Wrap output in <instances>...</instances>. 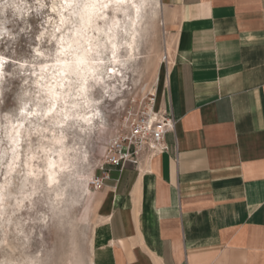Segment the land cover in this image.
I'll list each match as a JSON object with an SVG mask.
<instances>
[{
    "label": "crops",
    "instance_id": "1",
    "mask_svg": "<svg viewBox=\"0 0 264 264\" xmlns=\"http://www.w3.org/2000/svg\"><path fill=\"white\" fill-rule=\"evenodd\" d=\"M161 1L170 149L90 192L89 264H264V0Z\"/></svg>",
    "mask_w": 264,
    "mask_h": 264
},
{
    "label": "bare ground",
    "instance_id": "2",
    "mask_svg": "<svg viewBox=\"0 0 264 264\" xmlns=\"http://www.w3.org/2000/svg\"><path fill=\"white\" fill-rule=\"evenodd\" d=\"M151 2L155 4L156 16L162 19L161 0H123L120 3L118 0H88L90 6L87 12L75 6L76 3H84V0H54L53 9L59 13L61 22L51 32L59 44L57 57L55 62L39 65V72L36 71L34 78L37 91L29 98L25 92L19 99L15 114H7L3 130L9 143L7 148L3 147L0 138V169L4 166L5 177L0 181V218L5 215L6 204L15 206V210L19 211L23 209L25 201L32 200L42 183V175L46 188L54 190V198L62 199L66 193L65 185L61 184L63 174L77 178L83 184L84 191L90 190L94 179L90 174L84 177L74 160L80 152L83 161L89 162L86 141L102 129L100 105L108 102V98L124 102L123 88L130 87L126 82L130 69L127 63L137 56L140 27L145 18V9ZM57 30H63L60 36ZM162 45L160 59L166 60L164 39ZM122 49L125 53H122ZM78 59H83L85 63L77 64ZM3 65L1 60L0 76ZM97 87L103 90L100 96L93 95ZM152 92L155 93L154 90ZM143 96L146 98L148 95ZM53 104L54 111L43 115ZM154 108L160 110L156 105ZM127 120L120 121L119 128L107 144L121 131L120 126L127 125ZM70 124L81 131L74 137L75 142L68 141L66 127ZM34 133L47 140L38 139L40 143L37 146L32 141L27 142L22 150L24 141H29ZM38 160H42L41 164L37 163ZM102 161L98 160L95 172ZM22 171L21 182L15 189L9 188ZM8 197H12L11 203ZM27 264H34L32 257Z\"/></svg>",
    "mask_w": 264,
    "mask_h": 264
},
{
    "label": "rangeland",
    "instance_id": "3",
    "mask_svg": "<svg viewBox=\"0 0 264 264\" xmlns=\"http://www.w3.org/2000/svg\"><path fill=\"white\" fill-rule=\"evenodd\" d=\"M4 3L5 0H0V62L2 60L4 64L0 76V138L3 147L7 148L9 143L3 132L6 116L15 114L19 99L25 92L27 98L35 94L34 78L40 66L55 62L59 44L51 32L61 22L59 13L53 9L54 0H7L8 7H4ZM154 8L155 4L151 2L145 9L140 27V47L134 60L127 63L130 69L126 82L130 87L123 88L124 102L108 98V102L100 105L102 129L86 141L89 162L83 161L80 152L74 160L84 177L90 174L93 179L97 162L103 159L109 146L107 141L119 128L126 111L140 106L145 98L143 95H148L155 88L163 60L160 55L163 53L165 28L164 19L156 16ZM108 12L111 13V10ZM62 31L57 30V35L60 36ZM121 51L125 53L123 49ZM102 91L101 87H97L93 95L100 96ZM46 132L50 135L49 131ZM66 132L69 134L68 141L73 142L74 137L81 134L71 124L66 127ZM33 135L29 141H24L22 150L27 142L32 141L37 146L40 143L38 139L47 140L39 133ZM41 162L37 161L38 164ZM3 169L4 166L0 169V181L5 178ZM22 172L16 175L9 188L17 187L24 174ZM97 175L95 173V177ZM61 176V184L66 188L62 199L54 198V190L46 188L42 175L36 195L24 202L23 209L15 210L11 204L4 206L6 212L4 218H0V264H27L31 257L34 264H89L94 229L99 222L88 224L84 214L91 204L92 193L91 196L89 194L96 190L97 185L91 183L90 190L86 192L77 178L73 179L68 174ZM7 200L11 203L12 197Z\"/></svg>",
    "mask_w": 264,
    "mask_h": 264
},
{
    "label": "built area",
    "instance_id": "4",
    "mask_svg": "<svg viewBox=\"0 0 264 264\" xmlns=\"http://www.w3.org/2000/svg\"><path fill=\"white\" fill-rule=\"evenodd\" d=\"M168 62L169 54H165ZM156 94L150 93L136 108H129L123 120L127 125L120 126L121 131L107 147L103 161L99 162L96 173L104 174L95 177V184L101 187L109 178V167H139L158 154L168 152L170 146L166 140L168 133L175 130L176 118L172 113L155 110ZM128 115V116H127ZM127 116V117H126Z\"/></svg>",
    "mask_w": 264,
    "mask_h": 264
},
{
    "label": "snow or ice",
    "instance_id": "5",
    "mask_svg": "<svg viewBox=\"0 0 264 264\" xmlns=\"http://www.w3.org/2000/svg\"><path fill=\"white\" fill-rule=\"evenodd\" d=\"M120 2H123V0H118V3H120ZM8 5L9 4L7 3V0H5L4 7H8ZM75 6L77 8H82V9H84L85 12H87V10H88V8H89L90 5L88 3V0H84V3H82V4L81 3H76ZM103 7H106V5H103ZM113 55H115V53H113ZM76 63L77 64H84L85 61L83 59H78L76 61ZM54 109H55V104H53L52 107H50L48 109V112L47 113H43V115H45V116L48 115L49 113H51L52 111H54ZM9 167L11 168V164H9Z\"/></svg>",
    "mask_w": 264,
    "mask_h": 264
}]
</instances>
